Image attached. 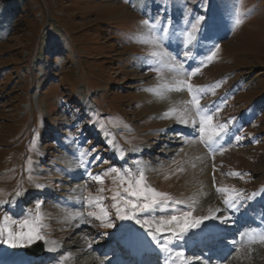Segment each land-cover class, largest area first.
I'll return each mask as SVG.
<instances>
[{"label":"rangeland","instance_id":"1","mask_svg":"<svg viewBox=\"0 0 264 264\" xmlns=\"http://www.w3.org/2000/svg\"><path fill=\"white\" fill-rule=\"evenodd\" d=\"M10 1L18 9L12 11V25L5 27L2 19L7 13L2 5L12 4ZM209 3L212 14H223L224 27L213 40L198 35L203 47L196 51L204 52L212 44H218L220 50L192 83L218 85L215 94L204 96L201 104L224 99L218 119L235 118L229 131L242 128L239 134L243 138L232 141L227 151L214 158L203 144L195 142L204 158L191 163L180 156L191 144L184 143L181 134L191 129L161 118L171 106L181 104L178 96H185L186 101L190 94L172 91L161 99L147 91L170 80L173 73L148 69L143 58L152 48L138 37L144 31L141 21L156 15L161 5L179 19L184 6L200 14ZM240 4L246 17L233 27V6ZM171 100L175 104H169ZM101 123L104 128L99 127ZM112 138L125 150L124 159H118V150L106 143ZM93 148L101 160L108 161L97 162L91 169L94 174L113 165L130 167L133 172L139 167L145 170L151 187L185 203L192 202L187 198L206 184L223 208L224 197L216 191L217 186L257 192L255 199L236 213L234 225L243 223L240 232L264 228V196L260 194L264 188V0H204L203 5L201 0H0V201L8 202L0 204V225L7 214L17 221L11 226L21 230L19 222L30 219L29 213L35 212L39 201L45 225L42 232L47 241L56 244L36 241L26 247L42 244L57 249L35 258L24 252L26 247L0 243V264H56L55 257L69 253L64 264H114L112 258L128 249L126 237L117 228L134 221H120L112 215L116 227L109 228L85 215L87 228L83 230L59 217L60 210L67 207L70 211L99 212L81 207L79 202L76 207L70 205L72 189L86 185L95 194L100 187L77 167L79 151ZM198 172L204 176L195 179ZM235 172L245 174L243 179L230 175ZM103 186L113 187L110 177ZM104 204L110 205L111 200ZM193 207V215L201 216L197 206ZM113 212L110 209V214ZM234 225L223 226L232 229ZM140 231L146 234V230ZM240 239L238 235L228 239L227 251L231 245L232 253L228 261L264 264V244L237 245L233 250V241ZM84 244L94 249H83ZM145 245L152 248L155 242L148 236ZM213 253L227 254L216 248ZM221 256L217 264H221ZM49 257L52 263L47 262ZM189 257V261L195 258Z\"/></svg>","mask_w":264,"mask_h":264},{"label":"snow or ice","instance_id":"2","mask_svg":"<svg viewBox=\"0 0 264 264\" xmlns=\"http://www.w3.org/2000/svg\"><path fill=\"white\" fill-rule=\"evenodd\" d=\"M204 0H201V5ZM232 13V26L238 27L244 22L246 13L242 4L234 5ZM146 15H148L146 13ZM191 17V19L189 18ZM144 31L138 37L139 42L150 45L152 50L143 58L144 64L149 70L158 72L168 71L173 73L170 80L158 84L155 87L147 89L159 98L163 99L166 94L172 91H187L190 98L181 102L180 106L173 105L166 112L162 113L161 118L174 119L180 125L191 129L190 133L181 134V140L184 143L198 142L215 157L217 153L223 154L228 149L232 141L239 142L243 137L239 134L242 128L230 132V126L235 118L225 122H220L218 117L222 111L220 104L225 102L222 99L219 103L201 104V100L209 93L215 94V87L199 86L192 83V78L197 76L202 68L212 62L219 52V45L212 44L204 52H197V48L203 47L198 39L213 40L215 35L224 27L223 14H212L210 12V3L208 7H202L201 13L196 14L189 11L186 6L182 8L179 19L174 17L167 6L161 5L156 15H149L147 19L141 21ZM205 32L207 35H205ZM175 45V47H173ZM202 57V58H201ZM191 62V63H189ZM226 99V98H225ZM104 128V124L99 125ZM226 138H229L226 141ZM114 150H118V159H124L125 150L118 148L114 138L106 141ZM138 151V149H135ZM82 149L78 153L77 167L82 169V175L87 176L91 181L97 182L100 187L93 194L88 191L86 185L72 189L73 192H79L80 195L71 197L74 203L79 202L81 207L88 209L83 211H66L65 219L67 221L79 219L80 223H85V215L93 217L109 228L116 227L115 221L111 216L120 221H134V224H121L117 232L126 237V243L133 248L141 247L145 244L148 236L158 247V259L162 256L164 264H191V261L184 258V252L177 249H183L189 240L195 239L204 248L211 251L213 248L220 249L223 242L226 241V229L221 225H234L236 220L234 216L248 201L254 200L257 192L246 193L242 189L234 186H217L216 191L223 198V209L210 208L207 215L194 216L193 204L195 201L185 203L176 200L169 193L158 191L151 187L147 181L145 170L137 168L133 172L132 168L125 166H111L108 169L93 173L92 167L97 162L105 164L107 160H101L99 153ZM91 157V159H89ZM29 171H31V158L28 159ZM214 170H215V166ZM243 179L245 174L240 172L230 173ZM111 178L112 188H105L106 178ZM215 180V177L213 178ZM36 187H42L37 184ZM109 192L110 196L103 195ZM20 191L16 196H20ZM264 196V188L260 190ZM106 199L111 200L110 205H105ZM8 203L0 201V204ZM179 209L173 206H181ZM11 206V205H10ZM41 202H37L35 212L29 213L30 219L20 221L21 230H15L11 225L17 223L9 215L3 216L4 224L0 225V243H8L13 247H26L36 241H44L55 245V241H47L42 232L44 217L40 214ZM110 209L114 210L110 214ZM223 212V215L219 213ZM218 221V223H217ZM90 223V222H89ZM146 230L141 232L136 227ZM27 227V231L23 229ZM198 229V231H193ZM241 239L233 241V250H237V245L261 243L264 244V228H251L239 233ZM173 241L177 243L173 244ZM183 242V243H180ZM49 252H55L56 247H49ZM63 255L55 257L56 264H64L70 257ZM227 254L222 257L226 259ZM196 260L204 261L203 255L196 256ZM210 257L204 264H210Z\"/></svg>","mask_w":264,"mask_h":264},{"label":"bare ground","instance_id":"3","mask_svg":"<svg viewBox=\"0 0 264 264\" xmlns=\"http://www.w3.org/2000/svg\"><path fill=\"white\" fill-rule=\"evenodd\" d=\"M182 93H180L179 95H181ZM181 97V101L183 102V101H185V96H183V95H181V96H178V99ZM170 100V99H169ZM177 100V99H176ZM173 102H175V101H173ZM172 102V100L171 101H169V104H175V103H173ZM166 103V102H165ZM160 105H162V104H160ZM163 105H165V104H163ZM167 106V105H166ZM171 106V105H170ZM180 106V105H179ZM168 108V107H167ZM172 120V123L174 124V125H178V127H180V128H182V127H185V126H183V125H180L179 123H177L174 119H171ZM186 128V127H185ZM191 131V130H190ZM187 132V131H186ZM186 149V148H185ZM180 156H183V158L186 160V161H188V162H191V163H194V162H196V161H200V160H202V157L204 158V153H203V150H202V148H200L199 146H198V144H196L195 142L194 143H191L190 144V146L186 149V150H184L183 151V154H181ZM68 161H69V165L70 166H73V162H72V160H69L68 159ZM201 170V169H200ZM199 170V171H200ZM197 175V176H196ZM194 177H196L195 179H199V176H201V175H203V174H201L200 172H198L197 174H196ZM204 176V175H203ZM198 177V178H197ZM191 179H187V182H189ZM192 181V180H191ZM191 181H190V183H191ZM205 182V181H204ZM214 193H215V191H214ZM213 193V191H212V188L211 187H209L207 184H206V187L204 188V189H202V190H199V191H197V192H195L193 195H191L190 196V198L188 197L187 199L190 201V199L192 200V202L193 201H195V203H194V206L196 205L197 206V208L199 209V213H200V215H207L208 214V210L210 209V208H221V209H223V206H221V204H220V201H219V199L217 198V195L216 194H214ZM80 195V193L79 192H72V194H71V197H76V196H79ZM70 198V197H69ZM70 202V201H69ZM73 202V200L71 201V203H70V205L71 204H76V203H72ZM191 202V201H190ZM189 202V203H190ZM75 207L76 206H78V204H76V205H74ZM71 209H68V207L67 208H65L64 210L62 209V211L60 210V216L59 217H62L64 220H65V215H66V211H70ZM224 213L223 212H221V213H219V215H223ZM70 223H75L74 225H75V227H83V230L85 229V228H87V224L86 223H80L79 222V219H75V220H71V221H69L68 222V224H70ZM217 223H218V221H217ZM67 224V223H66ZM85 224V225H84ZM243 223H239V224H236V225H234V228H232V229H228V228H226L225 226H223V225H221V227L222 228H225L226 229V237H227V239H226V241H224L223 242V244H222V246H221V248H220V250L225 254V253H227V258L226 259H222V257H223V255L221 256L220 254H214L213 253V249L211 250V251H209L208 249H206V248H204V246L203 245H201V244H199L198 243V241L197 240H195V239H192V240H189L188 241V243H187V245L184 247V248H187V251L188 252H193L195 249H197V248H199V250L196 252V254H195V257L196 256H200V255H208V254H211L212 255V257H213V259H210V264H217V262H216V260H218V258H220V256H221V259H222V262H221V264H232L231 262H229L228 261V259H229V256L232 254V253H228V251H227V246H226V244H227V242H228V239H231V238H233V237H235V236H237L238 235V237H240V235H239V233H241L240 232V227H241V225H242ZM258 224V223H257ZM233 226V225H232ZM231 227V226H230ZM256 227V226H255ZM259 227V226H258ZM193 231H198V229H194ZM82 232V231H81ZM86 234V233H85ZM75 235V234H74ZM84 236V235H83ZM88 236V235H87ZM74 237V236H73ZM237 238V237H236ZM235 238V239H236ZM93 241V240H92ZM231 241V240H230ZM183 243V242H182ZM232 243V242H231ZM145 245V244H144ZM229 245V244H228ZM55 247V246H54ZM155 249H154V251H153V253L152 254H149V255H147V254H144L143 255V257H144V259L146 260V261H149V262H151V261H154V259H155V255L154 254H156L157 253V249H158V247L155 245ZM49 248V247H48ZM83 249H94V246L93 245H91L90 246V244H88V245H86V244H84V246H83ZM202 249H204L205 251H208V252H201V250ZM68 252V251H67ZM207 253V254H206ZM125 255H128V254H124V256ZM211 257V258H212ZM49 259V261H50V263H52L53 262V259L51 260L50 258H48ZM78 259V258H77ZM204 259H206L205 257H204ZM215 259V260H214ZM79 260V259H78ZM234 260V259H233ZM232 261V260H231ZM94 262V261H93ZM128 262H131V264H137L136 263V261L135 260H133V257H132V259H129L128 260ZM55 264V263H54ZM81 264V263H80ZM90 264V263H89ZM191 264H204V263H202L201 261H198V260H196L195 258L191 261ZM238 264V263H237Z\"/></svg>","mask_w":264,"mask_h":264},{"label":"trees","instance_id":"4","mask_svg":"<svg viewBox=\"0 0 264 264\" xmlns=\"http://www.w3.org/2000/svg\"><path fill=\"white\" fill-rule=\"evenodd\" d=\"M20 2H21V0H19ZM12 4H3L2 5V7L5 9V12L7 13V15L5 16V17H3V19H2V21H3V24H4V26L6 27V26H11L12 25V22H14V20L12 21L11 20V16H13V10H17L18 9V6H17V4L14 2L13 3V1H10ZM24 2H22V4H23ZM22 6V5H21ZM24 6V5H23ZM12 21V22H11ZM262 103V101H260V102H258V103H256L255 105H260ZM254 105V106H255Z\"/></svg>","mask_w":264,"mask_h":264},{"label":"water","instance_id":"5","mask_svg":"<svg viewBox=\"0 0 264 264\" xmlns=\"http://www.w3.org/2000/svg\"><path fill=\"white\" fill-rule=\"evenodd\" d=\"M26 254L39 257L45 254V248L42 244L30 246L25 249Z\"/></svg>","mask_w":264,"mask_h":264}]
</instances>
